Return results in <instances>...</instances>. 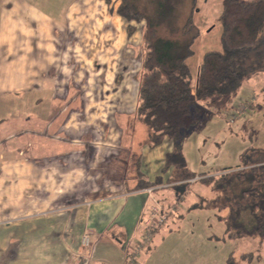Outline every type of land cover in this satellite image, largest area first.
Segmentation results:
<instances>
[{
  "label": "crops",
  "instance_id": "obj_1",
  "mask_svg": "<svg viewBox=\"0 0 264 264\" xmlns=\"http://www.w3.org/2000/svg\"><path fill=\"white\" fill-rule=\"evenodd\" d=\"M93 1L0 0V264H125L151 207L169 204L155 194L169 184L136 189L129 169L136 153L144 180H166L173 149L134 119L140 74L123 43L138 27L128 35L120 0Z\"/></svg>",
  "mask_w": 264,
  "mask_h": 264
},
{
  "label": "trees",
  "instance_id": "obj_2",
  "mask_svg": "<svg viewBox=\"0 0 264 264\" xmlns=\"http://www.w3.org/2000/svg\"><path fill=\"white\" fill-rule=\"evenodd\" d=\"M196 9H191L181 31L172 37L160 35L158 24L162 21L156 22L154 17L138 8L134 0H121L116 9L130 22L129 36L136 30L132 22L143 23L144 56L134 119L147 126L146 143L151 147L161 144L165 138L173 144L172 151L165 155L162 169L166 175L169 173L166 180L163 175L154 181L144 180L140 156L136 153L131 156L129 169L139 180L136 188L139 190L165 184L174 188L187 187L201 182L215 193L213 197L198 195L192 209L227 210L225 216H218L226 222L230 236H264V152L247 154L239 165L224 168L214 175L190 171L182 146L190 128L200 121L204 108L220 103L229 108L243 85L264 72V0L223 1L219 17L222 49L204 54L193 84L187 60L195 54L192 47L201 32L194 21ZM252 256L243 254L242 259L251 260ZM228 263L238 264L233 255Z\"/></svg>",
  "mask_w": 264,
  "mask_h": 264
},
{
  "label": "rangeland",
  "instance_id": "obj_3",
  "mask_svg": "<svg viewBox=\"0 0 264 264\" xmlns=\"http://www.w3.org/2000/svg\"><path fill=\"white\" fill-rule=\"evenodd\" d=\"M95 1L91 4L98 11L100 10L96 7L100 1L109 7L117 2ZM134 1L139 9L154 17L156 22L162 21L158 24L159 32L166 37L177 35L191 9L197 7L194 21L201 32L193 44L195 54L188 59L193 68L197 67L195 63L201 62L206 50L222 48V24L219 17L224 0H195V3L194 0ZM85 5L80 3L78 9L83 6L86 9ZM135 26L138 30L134 41L129 42L126 37L123 52L130 65H136L140 74L144 56L143 23H136ZM137 39L140 40L137 42ZM230 106L218 109L219 105H214L204 108L200 121L190 128L183 139L182 146L190 171L218 175L220 172L217 171L239 165L247 154L264 152V79L257 77L245 83ZM232 116H237L235 124L230 123ZM177 189L182 191L178 193ZM183 192L188 197L185 202ZM205 192L209 195L215 193L201 182L191 183L187 187L181 185L177 188L163 187L155 190L157 198L161 200L168 196L169 204L164 208L169 211V215L153 237L152 243L149 241L144 245L146 248L141 252L142 256L137 257L139 264H229L231 255L238 264H264V236H230L226 222L221 221L218 216L223 211L219 212L214 207L191 208L194 203L192 200ZM248 253L253 255L252 259H242V255Z\"/></svg>",
  "mask_w": 264,
  "mask_h": 264
},
{
  "label": "built area",
  "instance_id": "obj_4",
  "mask_svg": "<svg viewBox=\"0 0 264 264\" xmlns=\"http://www.w3.org/2000/svg\"><path fill=\"white\" fill-rule=\"evenodd\" d=\"M236 121H237V116H232V118L230 119V123L235 124ZM196 178L193 179L192 181L196 180ZM149 189H150L149 191L152 190L151 188ZM149 211L151 215L145 222L146 230L144 233V239L143 241L139 242L137 246H135V248L132 250V253H130L131 251L130 249H128V247L126 248L125 264H135V260L137 259L136 258L134 259V256L137 255V253H139L142 249H144V245L147 242L151 241L150 239H152L154 230L160 227L161 225H163V223L167 220V217L169 215L168 210L166 209L163 210L162 207L157 205L151 207ZM82 242L86 246L90 244V234L88 232L84 233Z\"/></svg>",
  "mask_w": 264,
  "mask_h": 264
}]
</instances>
